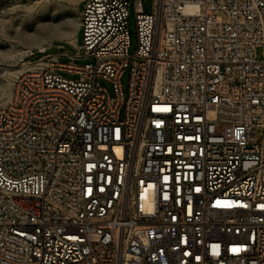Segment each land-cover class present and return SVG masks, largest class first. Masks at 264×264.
Here are the masks:
<instances>
[{"label":"built area","instance_id":"obj_1","mask_svg":"<svg viewBox=\"0 0 264 264\" xmlns=\"http://www.w3.org/2000/svg\"><path fill=\"white\" fill-rule=\"evenodd\" d=\"M131 5L0 105V264H264V0H134V53Z\"/></svg>","mask_w":264,"mask_h":264},{"label":"rangeland","instance_id":"obj_2","mask_svg":"<svg viewBox=\"0 0 264 264\" xmlns=\"http://www.w3.org/2000/svg\"><path fill=\"white\" fill-rule=\"evenodd\" d=\"M82 0H0V105L8 103L13 94L15 80L24 72L30 62L37 60L42 53L39 49H48L56 54H64L67 47L73 54L72 40L79 28V13ZM128 29L131 39L130 52L134 53L138 46L136 14L131 0ZM147 13L153 11L154 0H142ZM49 7H46V6ZM82 4V8H83ZM83 33L79 35L82 43ZM36 56H31V52ZM80 53H85L82 50ZM258 57L263 58V49L258 48ZM63 62L70 61L62 57ZM94 61L91 57L75 58L74 62L84 65ZM69 79H78L77 75L63 73ZM123 88L129 92V70L123 80ZM105 85L110 91L109 83Z\"/></svg>","mask_w":264,"mask_h":264},{"label":"bare ground","instance_id":"obj_3","mask_svg":"<svg viewBox=\"0 0 264 264\" xmlns=\"http://www.w3.org/2000/svg\"><path fill=\"white\" fill-rule=\"evenodd\" d=\"M46 7H49L48 5L46 6ZM77 41H78V38H77V31H76V33H75V35H74V38H73V40H72V43L73 44H77ZM41 50H43V49H41ZM33 54V51L31 52V55Z\"/></svg>","mask_w":264,"mask_h":264}]
</instances>
